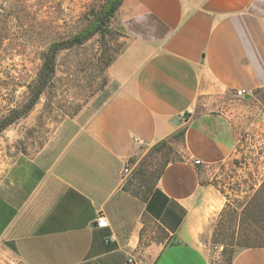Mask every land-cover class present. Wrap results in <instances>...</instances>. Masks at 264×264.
<instances>
[{
    "label": "crops",
    "instance_id": "1",
    "mask_svg": "<svg viewBox=\"0 0 264 264\" xmlns=\"http://www.w3.org/2000/svg\"><path fill=\"white\" fill-rule=\"evenodd\" d=\"M114 21L127 42L102 104L0 182V264H211L201 236L225 198L202 172L236 152L239 109H264V0H124ZM163 140L179 156L143 201L123 171ZM231 264H264V247Z\"/></svg>",
    "mask_w": 264,
    "mask_h": 264
},
{
    "label": "rangeland",
    "instance_id": "2",
    "mask_svg": "<svg viewBox=\"0 0 264 264\" xmlns=\"http://www.w3.org/2000/svg\"><path fill=\"white\" fill-rule=\"evenodd\" d=\"M105 1L0 0V122L13 113H25L50 44L86 29ZM126 42L112 19L106 30L58 53L55 73L37 103L0 133V182L13 164L42 149L64 121L88 118L97 111L106 97L108 69ZM243 110H247V117L239 123L241 137L236 152L226 163L202 172L203 186L214 187L225 198L209 199L213 209L201 236L211 264H229L230 244L235 252L247 244L264 246V230L251 235L242 221L245 208L264 183V109L252 104L239 109ZM153 147L134 162L130 188L144 191L141 187L145 184L154 188L164 163L179 156L173 143L162 151ZM140 168L147 172L144 182L135 174ZM226 208L227 213H223ZM217 241L227 242L228 248Z\"/></svg>",
    "mask_w": 264,
    "mask_h": 264
},
{
    "label": "trees",
    "instance_id": "3",
    "mask_svg": "<svg viewBox=\"0 0 264 264\" xmlns=\"http://www.w3.org/2000/svg\"><path fill=\"white\" fill-rule=\"evenodd\" d=\"M124 0H106L99 10L94 14V19L92 22H90L89 26L81 31L80 33H77L76 35L65 39V40H59L54 41L50 44L47 53L44 55V64L42 66V70L40 73V78L38 80V83L32 90V101L27 106V109L23 112H16L13 113L11 116L5 118L0 122V133L3 132L6 128L11 126L16 120L19 118L25 116L30 110L34 107V105L37 103L39 97L41 94L46 90L47 86L49 85L52 76L55 73V66H56V59L58 56V53L63 50H69L76 46L82 45L84 42L88 41L94 34L106 30L109 23L114 19L116 12L120 8V6L123 4ZM183 133H180L173 137V139H179ZM172 140H163L156 144L153 147V150L156 151H162L165 148H171ZM174 160L166 161L163 165V167L159 170L156 180H159L164 168ZM136 176L139 178L140 182H144L145 176L147 172H145L143 169H138L135 171ZM132 184V181H128L125 189L127 191H130L135 197L140 198L143 201H146L150 194L153 192L154 188H151L147 184L143 185L141 188L144 191H142L140 188L136 187V189L130 188V185ZM141 186V185H140ZM253 200L250 202V204L245 208L244 215L246 218L242 219V221L245 222V224L248 226V233L251 235H260L261 232L264 230V183L261 186V189L255 194V196L252 198ZM259 199H262L260 201ZM230 206H228L229 208ZM224 209L223 213H227V209ZM236 213V212H235ZM230 216V214H228ZM246 219V221H245ZM236 221V218H235ZM264 232V231H263ZM247 234V235H249ZM250 240V237H247ZM228 245L227 242L223 241H217V243H221ZM232 247L230 250H227L230 254L229 264L232 263L233 257L235 255L234 246L233 244H230ZM241 246V245H239ZM254 247H264V246H253V245H245V248H254ZM228 248V246H226Z\"/></svg>",
    "mask_w": 264,
    "mask_h": 264
},
{
    "label": "built area",
    "instance_id": "4",
    "mask_svg": "<svg viewBox=\"0 0 264 264\" xmlns=\"http://www.w3.org/2000/svg\"><path fill=\"white\" fill-rule=\"evenodd\" d=\"M236 95L238 97L244 98L247 95V92L244 91V90L243 91H238L236 93ZM190 113H192V110H190ZM195 164L196 165H201L202 163H201L200 160H197V161H195ZM133 170L134 169L131 166V164H127L125 166V168H124L123 173H124L125 176H129V175L132 174ZM96 222H97L98 227H100V228H103V227H107L108 226V221L105 219L104 215H102V214L98 215V217L96 219ZM112 239L115 240L114 237ZM108 241H111V238ZM128 264H138V262H137V260L135 259L134 256H131L128 259Z\"/></svg>",
    "mask_w": 264,
    "mask_h": 264
},
{
    "label": "water",
    "instance_id": "5",
    "mask_svg": "<svg viewBox=\"0 0 264 264\" xmlns=\"http://www.w3.org/2000/svg\"><path fill=\"white\" fill-rule=\"evenodd\" d=\"M246 98H247V99L250 98V95H248ZM178 124H179V123H178Z\"/></svg>",
    "mask_w": 264,
    "mask_h": 264
}]
</instances>
